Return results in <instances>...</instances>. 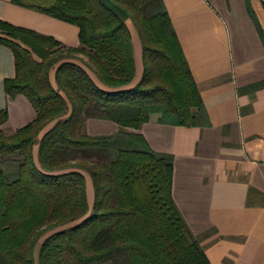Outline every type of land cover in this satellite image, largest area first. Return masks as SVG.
Segmentation results:
<instances>
[{
  "label": "trees",
  "instance_id": "16d2710c",
  "mask_svg": "<svg viewBox=\"0 0 264 264\" xmlns=\"http://www.w3.org/2000/svg\"><path fill=\"white\" fill-rule=\"evenodd\" d=\"M10 1L76 26L79 47L0 21L14 39L0 37L15 71L4 92L26 97L36 114L10 136L0 131V264H210L172 200V156L125 130L152 114L185 127L206 117L163 1ZM127 21L141 46L134 85ZM78 53L96 79L75 61ZM88 118L120 130L89 136Z\"/></svg>",
  "mask_w": 264,
  "mask_h": 264
},
{
  "label": "crops",
  "instance_id": "0c3cea01",
  "mask_svg": "<svg viewBox=\"0 0 264 264\" xmlns=\"http://www.w3.org/2000/svg\"><path fill=\"white\" fill-rule=\"evenodd\" d=\"M162 1L206 117L185 127L164 124L152 114L139 129L125 130L142 135L152 151L172 156V200L210 264H264V0H250L259 29L244 0ZM0 21L52 37L67 48L79 47L76 26L10 0H0ZM131 37L134 85L142 62L137 34ZM75 56L96 79L85 65L87 58ZM14 72L13 54L0 43V111H7L0 131L5 133L36 115L23 95L6 97L4 80ZM50 80L53 84L52 73ZM84 129L89 136L120 130L98 118L86 119Z\"/></svg>",
  "mask_w": 264,
  "mask_h": 264
},
{
  "label": "rangeland",
  "instance_id": "374dc122",
  "mask_svg": "<svg viewBox=\"0 0 264 264\" xmlns=\"http://www.w3.org/2000/svg\"><path fill=\"white\" fill-rule=\"evenodd\" d=\"M127 23H128V26H129L130 29H131L132 34L135 35L136 31L134 30V28H133L131 22H130V21H127ZM3 34H4V35H3ZM3 34H2V35L5 36L8 40H14L13 38H11V37L9 36V34H5V33H3ZM84 131L86 132L85 129H84ZM1 134L4 135V136H10L12 133L1 132ZM85 176H86V178H88L86 174H85ZM86 181L89 182V179H86ZM89 205L91 206V203H89ZM48 234H50V232H49V233H46L45 235H43L42 238H41V240H43ZM41 240H40V241H41Z\"/></svg>",
  "mask_w": 264,
  "mask_h": 264
}]
</instances>
